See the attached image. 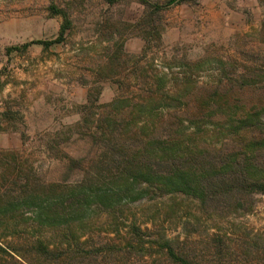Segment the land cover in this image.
<instances>
[{
	"label": "rangeland",
	"instance_id": "rangeland-1",
	"mask_svg": "<svg viewBox=\"0 0 264 264\" xmlns=\"http://www.w3.org/2000/svg\"><path fill=\"white\" fill-rule=\"evenodd\" d=\"M112 1L0 0V198L60 200L69 187H88L83 180L94 181L103 168L97 165L108 146L103 136L123 148L139 146L132 140L147 136L142 130L153 123L165 137L178 129L173 118L191 116L186 105L216 87L232 88L230 103L264 105V0L166 8V0H148L161 7L149 17L139 0ZM51 6L67 13L70 26L45 48L33 43L55 41L63 25ZM220 131L207 124L201 143L221 147ZM107 170L101 174L109 181ZM253 202L248 214L216 220L181 196L149 191L114 209L93 204L83 221L69 224L87 243H127L135 225L149 231L146 243L165 237L203 264H264V195ZM34 211L0 215V244L38 237L58 243L66 228L38 226ZM149 251L148 261L161 264L157 248Z\"/></svg>",
	"mask_w": 264,
	"mask_h": 264
},
{
	"label": "trees",
	"instance_id": "trees-1",
	"mask_svg": "<svg viewBox=\"0 0 264 264\" xmlns=\"http://www.w3.org/2000/svg\"><path fill=\"white\" fill-rule=\"evenodd\" d=\"M195 1L166 0L164 7ZM139 2L148 17L161 8L148 0ZM49 10L52 16L62 17L63 25L55 41L33 43L45 48L60 42L70 26L65 11L54 6ZM231 92L232 88L216 87L209 97H195L192 107L186 105L192 111L191 116L173 118L172 125L178 129L165 137L157 134V127L151 122V126L142 130V133L149 130L147 136L141 134L132 140H137L139 146L131 144L123 148V143L103 136L108 146L97 161L103 167L99 174L94 176V181L83 180L88 187L81 184L69 187L66 195H59L63 197L60 200L29 196L9 202V195L5 194V198L1 195V216L20 208H34L38 226L66 229L55 236L59 242L53 245L39 237L28 243L0 244V264H155L154 260L148 261L152 258L149 250L153 248H157L154 255L158 254L161 264H203L184 244L173 243L165 237L160 243H146L144 238L149 236V231L143 232L135 225L127 232L128 239H124L127 243L95 244L82 241L73 232L76 227H71L69 222L83 221L93 204L114 209L123 202L143 199L149 191L194 202L208 219L225 220L248 214L253 197L264 195V105L249 107L244 102L230 103ZM169 120L162 122L171 127L167 124ZM212 123L220 126V134L225 133L221 147L201 143L200 130L207 124L213 126ZM112 126L115 127L114 122ZM107 167L109 174L112 173L109 181V175L102 178L101 174ZM68 168H75L72 160ZM82 198L85 199L80 203ZM73 199H77L76 205L70 202ZM213 244L216 254L222 256L220 247Z\"/></svg>",
	"mask_w": 264,
	"mask_h": 264
}]
</instances>
